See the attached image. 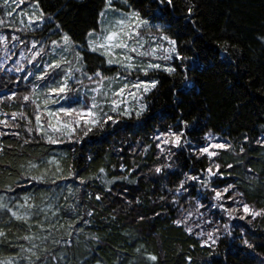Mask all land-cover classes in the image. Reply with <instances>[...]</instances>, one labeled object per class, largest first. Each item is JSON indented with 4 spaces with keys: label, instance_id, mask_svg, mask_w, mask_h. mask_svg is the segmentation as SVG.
I'll list each match as a JSON object with an SVG mask.
<instances>
[{
    "label": "trees",
    "instance_id": "1",
    "mask_svg": "<svg viewBox=\"0 0 264 264\" xmlns=\"http://www.w3.org/2000/svg\"><path fill=\"white\" fill-rule=\"evenodd\" d=\"M39 2L46 18L34 33L36 36L43 34L42 44L50 39L58 40L62 32H67L77 44L85 45L77 50L84 55L89 74L98 68L104 70L106 76L116 74L117 66L102 64L103 57L86 49V34L99 28V13L105 9V0ZM174 2L173 10L156 0H127V3L114 0V6L122 11L138 10L152 24L168 25V34L178 39L181 45V54L192 58L185 60L173 76L152 72L144 77L159 80V84L145 98L148 111L139 120L134 115L121 118L115 125L109 123L103 130L95 129L80 143L66 141L56 145L46 144L35 135L31 138L32 143L24 144L27 133L23 128H0V131L21 132L20 139L12 135L0 137V143L4 145V153L0 156V195L16 198L33 194L35 203L43 207L42 198L53 190L55 195L48 203L55 207L73 205L76 208L75 212L62 214L59 223L65 228L54 232L56 239L63 236L64 240L70 241V246L63 241L59 245L48 242L57 256L66 257L58 264H146L144 255L149 253L158 257L157 264H189L188 257H191V264H264V217L251 222L250 217L229 220L216 209L201 208L205 218L213 223L204 224L193 216L189 222L193 228L191 235L184 226L177 227L173 223L182 216L181 208L186 211L195 207L196 197L209 204L210 200L205 196L210 197L211 193L198 192L199 186L191 182V201L185 193L178 206L171 203L173 196L167 189H174L184 178V173L199 174L202 168L209 166V161L207 157L197 159L188 146L173 149L175 154L171 160H157V149L151 139L158 129L166 130L168 126L175 125L179 130L183 128L181 121H187L186 136L193 145L206 144L204 137L208 132L217 138L216 142L229 141L233 148L218 150L219 156L215 158L223 174L222 179L214 178L216 184L220 188L233 184L234 191L244 194L242 200L245 203L257 210L264 208V147L256 143L258 139H264V42L259 39L264 37V0ZM31 3L33 0H26V10ZM193 4L194 14L189 19L186 10ZM2 5L3 0H0V20H5L6 9ZM57 24L61 26L59 31L56 28L48 31ZM3 31H8V28H3ZM23 31L27 33L28 30ZM225 44L228 46L227 56L222 53ZM170 63L173 66L181 64L175 60ZM62 74L57 75L56 80ZM23 76L4 67L0 71V93L17 91L22 96L30 92L35 78L31 76L25 81ZM69 96L70 99L61 101L59 105L50 106L53 109L78 106L75 103L77 91ZM83 97L86 98L85 95ZM0 108L8 113L19 111V99L11 106L5 102ZM28 112L34 123L31 107ZM19 122L24 124V121ZM146 145L152 146L147 154L141 155ZM241 147L245 149L243 153L240 152ZM53 158L59 162L64 176L69 175L70 168L75 175L58 180L57 185L29 184L21 178L22 173L29 171V161L41 166L33 170V174H39L47 166V161ZM168 163L173 167L165 169V173L158 175L154 172L155 167ZM121 164L125 165L123 172ZM229 164L233 167L228 168ZM55 167V164L51 165L50 176ZM101 168L105 173L99 172ZM124 176L128 179H120ZM81 178L86 181L83 185L80 184ZM113 178H116L114 183H106ZM18 180L20 186H17ZM9 185L15 192H5ZM69 186L73 189L71 195ZM97 195L101 196L99 201L96 200ZM161 196L166 199L161 200ZM89 210L94 213L91 217L85 215ZM77 216L90 223H81L79 227L83 231L78 236L73 233L68 237L66 226L71 222L70 217L75 219ZM43 218L41 215L31 223L35 225L36 220ZM49 222L56 223V218ZM224 224L229 225L228 231L232 236L227 235ZM214 227L220 228V241L211 248L202 247L201 241L207 237H198L196 233L202 229L210 231ZM0 229L7 234L6 239L0 238V259L15 258L17 264H26L22 257L27 255L19 245L29 247L21 237L32 233L46 235L35 226L30 233L26 224L10 219L4 212H0ZM245 239L251 248L244 244ZM137 249H140L139 253ZM48 264L54 262L49 259Z\"/></svg>",
    "mask_w": 264,
    "mask_h": 264
},
{
    "label": "snow or ice",
    "instance_id": "2",
    "mask_svg": "<svg viewBox=\"0 0 264 264\" xmlns=\"http://www.w3.org/2000/svg\"><path fill=\"white\" fill-rule=\"evenodd\" d=\"M11 2L16 7H19L26 0H11ZM156 2L173 10L175 9L174 0H156ZM125 3H127V0H125ZM105 5V9L99 13L100 19L98 23L100 27L89 30L86 34V49L91 53L97 54L99 57H103L102 64H107L109 67L113 65L117 66L118 70L116 74L106 76L104 70L99 68L89 74L90 69L85 63V57L81 54V51L77 50L85 47V45L77 44L67 32H62L58 40L51 41L50 52H46L43 46L37 50V45L34 42L28 49L31 57L27 60L28 64L33 65L34 71H29L22 79L28 81L29 77L35 76L36 82L32 84L30 92L22 96L17 91L0 93V105L8 102L9 106H11V103L18 99L20 102L19 111L8 113L0 108V117H4L0 118V128H23V131L27 133V138L23 140L24 144L32 143L33 139L31 138L34 135L39 136L44 143L49 145H56L66 141L80 143L90 133H93L95 129L103 130L109 123L115 125L119 123L121 118H131L133 115L139 120L148 111V105L144 102L145 98L157 87L159 80L140 79L139 76L135 80H132L131 77L134 74L143 73L144 77H148L149 73L152 72H164L169 76H173L176 74L177 68L185 60L192 59L181 54V45L178 39L168 34V25H154L149 19L142 17L138 10L122 11L114 6V0H105ZM2 6L7 9L6 15L12 16L15 8L9 6V0H3ZM30 8L32 9L30 14L27 11L21 13V15L28 17V27L32 24L42 23L46 17L40 7L39 0H33ZM194 8V4L187 8V18L190 19L192 17ZM109 13H111V17ZM154 18L159 19V17ZM4 25L5 21L0 20V26ZM60 27L59 24L56 25L57 29H60ZM153 28H155V33L152 31ZM14 31H21V29L15 28ZM259 39L264 42V37H259ZM12 41L23 43L19 36L12 35L11 39H9L8 36L0 34V50L3 53L0 71L4 70V64L7 60L11 59L9 44ZM222 53L225 56L228 54V46L226 44L222 47ZM44 55H48L51 59L49 61L42 60ZM24 56L25 53L21 52V58H24ZM69 56L72 58L69 59ZM37 58H41V62H37ZM174 60L180 61L181 64L173 66L170 62ZM158 61H164L165 63L162 64ZM24 70L21 60H17L16 66L13 68L7 69L9 72L14 71L16 73ZM61 72L63 73L62 76L59 80H56V76ZM77 74L95 84L94 87L83 93V95L88 96V101L90 102H81L79 99L80 93L77 90L75 103L78 106L73 107L69 105L68 107L53 109L50 105H59L61 101L70 99L69 94L73 92L72 85L74 83L83 84V79L78 78ZM185 80H187V76H185ZM114 85L115 87H113ZM89 92H91V95H89ZM29 107L32 109L31 116L34 117V123L33 119L29 116ZM19 121H24V124L22 125ZM181 123L183 124V128L179 130H177V126L170 125L166 130L158 129L151 137L157 149V160H171L175 154L173 149H182L188 146L197 159L207 157L209 166L202 168L197 175L184 173V178L179 181L174 189H167V192L173 196L171 203L179 206L180 199L185 193L188 194L191 201L192 196L189 191L190 186H193L191 182L199 186L197 188L198 192L211 193V195L210 197L205 196L206 199L210 200L209 204L202 203L200 198L196 197L193 209L185 211L181 208L182 216L175 219L173 223L177 227L184 226V230L191 235L193 234V228L189 226V222L193 216H196L204 224L211 225L213 223V221L205 218L204 213L200 211L201 208L216 209L222 216L226 215L229 220L236 218L245 220L250 217L251 220L249 222H251L258 217H264V208L257 210L248 203H245L242 200L244 194L234 191L235 185L228 184L220 188L216 184L214 178H223L221 165L215 159L219 156L218 150H231L233 145L227 140L216 142L217 138L211 132L205 134L204 140L207 142L206 144L193 145L192 141L186 136L189 123L187 121H181ZM6 135L15 136L17 139L21 138L20 131H0V137ZM246 141L247 137H245ZM256 143L264 147V139H258ZM151 146H144L141 155L147 154ZM244 151V147H241L240 152L243 153ZM3 153L4 145L0 143V156ZM53 164L56 167L52 176H50L49 173L52 172L51 165ZM7 167H10V165H7ZM40 167L39 164L29 161V171L22 173L21 178L29 184L57 185L58 180L69 179L75 175L70 168L69 175L64 176L63 169L55 158L48 160L47 166L39 174H33V170H38ZM172 167L171 163L161 164L154 168V172L159 175L165 173V169ZM232 167V164L228 165V168ZM120 170L122 172L125 170L124 164L120 165ZM99 172L105 173V169L101 168ZM115 179L108 180L106 183L112 184L115 182ZM120 179L127 180L128 177L124 176L120 177ZM16 183L17 186H20L19 180ZM85 183V179L81 178L80 184L83 185ZM68 190L69 195H71L73 192L72 187L69 186ZM106 190L111 191V189ZM5 192L12 193L15 192V189L9 185L6 187ZM54 195V191L49 190V193L41 200V203L44 205L43 207L35 203L33 194H26L23 197L16 198L0 195V212L8 214L10 219L26 224L30 233H32L34 226L41 233H46V235L32 233L21 237V239L27 241L29 244L27 248L24 245H19L21 251L27 253V255L22 257V260L26 264H48L49 259L54 264H58L59 260L66 259L63 255L57 256L49 248L48 242L50 241L52 245H59L63 241L70 246V241L64 240L63 236L56 239L54 232L65 228L64 224L59 223L62 214L75 212L76 208L73 205L55 207L53 204L48 203ZM238 197L241 199H238ZM56 198L58 199V197ZM67 199L68 197H65V200ZM100 199L101 196L97 195L96 200L99 201ZM160 199L164 200L166 197L161 196ZM232 204L237 206L232 207ZM241 212L243 214L238 215ZM49 213H51V217H49ZM93 214L89 210L85 215L91 217ZM41 215L44 218L36 220L35 225H33L31 221ZM51 218H56V223H50ZM70 220L71 222L66 226L69 229L67 232L68 237H71L73 233L78 236L83 231L79 227L81 223H90L89 220L84 219L82 216H77L75 219L70 217ZM46 223L47 226H45ZM57 224H59V228ZM196 226L201 227L200 224ZM223 228L228 236H232V232L228 231V224H224ZM219 232L220 228L214 227L210 231L202 229L196 235L198 237L206 236L207 239L201 241V246L211 248L220 241L221 236ZM0 238H7V234L3 229H0ZM93 238L96 239V237ZM244 244L249 248L252 247L246 239L244 240ZM136 251L139 253L140 249ZM187 259L189 264H191V257ZM144 260L146 264H149V262L150 264H157L158 257L155 254L149 253L144 255ZM0 264H17V261L15 258L7 261L0 259Z\"/></svg>",
    "mask_w": 264,
    "mask_h": 264
},
{
    "label": "rangeland",
    "instance_id": "3",
    "mask_svg": "<svg viewBox=\"0 0 264 264\" xmlns=\"http://www.w3.org/2000/svg\"><path fill=\"white\" fill-rule=\"evenodd\" d=\"M9 6L12 8H15V11L13 12L12 16H7L6 15V19L3 20L5 21V25L4 26H0V29H2V32H0V34L6 35V36H12V35H16L18 34L20 36V40L23 41V43H19L16 41H12L9 45V55L11 56V59L7 60V62L4 64L6 67V69L9 68H13L14 66H16V61L17 60H21V63L24 65V71L19 72L17 74L21 75L24 74L27 75L29 71H34V67L33 65H30L27 63V60L31 57V53L28 52V49L31 47V45L35 42L37 45V50L40 47H44L46 52H50L51 51V41L52 39H50L48 42H46L45 44L41 43L42 39H43V34L42 35H38L36 36L35 32V28L39 27L42 23H38V24H32L30 27H28V17L27 16H23L21 15L22 12L27 11L29 14L31 13L32 9L29 7L28 10L25 9L24 4H21L19 7H16L15 4H13L11 2V0H9ZM24 7V9H23ZM7 11V9H6ZM109 16L111 17V13H109ZM21 21H23V23H21ZM100 27V26H99ZM3 28H8V31H3ZM15 28H20L21 31H14ZM56 28H50L48 31H53ZM23 29H26L28 31H26L27 33H25L23 31ZM56 31H59V29L56 28ZM147 31V30H145ZM153 33H155V28L152 29ZM18 32V33H15ZM25 33V34H23ZM29 33V34H28ZM16 35V36H18ZM60 38V36H58V39ZM21 52L25 53L24 58H21ZM14 53V54H13ZM51 58L48 55H44L42 57V60L44 61H49ZM3 60V53L2 50H0V62H2ZM37 62H41V58H37ZM160 63H165L164 61H158ZM7 64V65H6ZM115 66V65H114ZM13 73H16L13 71ZM137 76H139L140 79H145L143 76V73H137L134 74L131 79L135 80L137 78ZM33 78H35V76H33ZM81 79V77H78ZM87 86V87H85ZM95 84L92 82H89L87 79H83V84H73V94L76 93L77 90H80V94L85 91H88L90 88L94 87ZM115 87V85L113 86ZM89 95H91V92H89ZM81 102H90L88 101V96H86V98L83 97V95L81 94Z\"/></svg>",
    "mask_w": 264,
    "mask_h": 264
}]
</instances>
